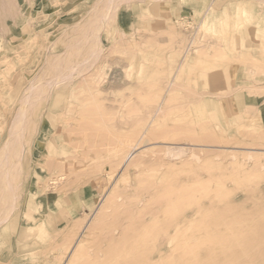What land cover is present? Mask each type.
Here are the masks:
<instances>
[{
	"label": "rangeland",
	"instance_id": "obj_1",
	"mask_svg": "<svg viewBox=\"0 0 264 264\" xmlns=\"http://www.w3.org/2000/svg\"><path fill=\"white\" fill-rule=\"evenodd\" d=\"M233 1L0 0V264H264V5Z\"/></svg>",
	"mask_w": 264,
	"mask_h": 264
},
{
	"label": "bare ground",
	"instance_id": "obj_2",
	"mask_svg": "<svg viewBox=\"0 0 264 264\" xmlns=\"http://www.w3.org/2000/svg\"><path fill=\"white\" fill-rule=\"evenodd\" d=\"M183 1V0H182ZM253 0H242V4H241V6H240V9H239V11H237V9L235 8L236 6H235V2H236V0H234L233 2H234V6H233V8H232V10H227V9H224V14L226 15V17L229 19V20H231V19H234V18H237V16L238 15H240L241 17H246L247 19L249 18V17H251V10H252V5H251V2H252ZM259 1V0H258ZM8 3V2H7ZM262 3H263V1H262ZM3 4V3H2ZM159 5V4H158ZM264 5V4H263ZM157 9V8H156ZM151 10V9H150ZM155 10V9H154ZM153 10V11H154ZM154 13V12H153ZM223 14V16H225ZM158 21V20H157ZM157 21H155L154 20V22H157ZM227 21V20H226ZM240 21V23H242V22H244V20L242 21V20H239ZM238 21V22H239ZM242 21V22H241ZM246 21V20H245ZM250 21H252L251 19H250ZM222 22V21H221ZM158 23V22H157ZM156 23V24H157ZM184 23V22H183ZM225 23V22H224ZM228 22H226L225 23V25L227 24ZM257 23H259V22H257ZM222 24H223V22L221 23V29H222ZM25 25V24H24ZM154 25V24H153ZM190 25V24H189ZM228 25V24H227ZM3 27V26H2ZM25 28L27 27V26H24ZM223 27H225V26H223ZM238 27V26H237ZM230 28V27H229ZM24 29V28H23ZM233 29V28H232ZM224 31V30H223ZM226 32V31H225ZM228 32V31H227ZM230 33V32H229ZM237 35V34H236ZM230 36V35H229ZM237 37V36H236ZM193 38V37H192ZM33 39H35V38H33ZM194 39V38H193ZM237 39V38H236ZM239 39V38H238ZM237 39V40H238ZM242 41H243V37H241L240 38V45L239 46H242ZM229 43L232 47H234V45H235V41H234V39H231V38H225V43ZM237 44H239V43H237ZM189 46V45H188ZM236 47V46H235ZM189 48V47H188ZM187 49V48H186ZM141 51H143V50H141ZM196 53V52H195ZM184 56V55H183ZM197 57V56H196ZM5 58H6V56H5ZM9 58V57H8ZM183 58V57H182ZM10 59V58H9ZM174 59V58H173ZM185 59H186V57H185ZM195 59H197L196 60V63L195 64H198V65H201V66H204V65H206L207 63H206V61H207V59H205V58H202L201 56H199L198 58H195ZM3 60H5L4 58H3ZM2 60V61H3ZM9 61V60H8ZM7 61V62H8ZM186 61V60H185ZM172 63V65L170 66V67H173L174 66V64L173 63H177V62H175V60H174V62L173 61H171ZM195 62V61H194ZM190 63V62H189ZM203 63H206V64H203ZM4 64V63H3ZM7 64V63H6ZM10 64H12V63H10ZM170 64V63H169ZM183 64H185L184 62L182 63V65L179 67L180 69V71L181 72H184V71H182L184 68V65ZM13 65V64H12ZM190 65V64H189ZM7 66V65H6ZM191 66V65H190ZM174 67H177V66H174ZM174 67H173V69L172 70H176V69H174ZM191 68V67H190ZM178 71V70H177ZM173 72V71H172ZM175 74H176V72H175ZM179 74H181V73H179ZM1 75V74H0ZM4 75V74H3ZM212 75H214V74H212ZM5 76V75H4ZM13 76V75H12ZM2 78H4V77H2ZM207 80V79H206ZM56 81V80H55ZM61 82V81H60ZM60 82H59V85H60ZM55 84H56V82H55ZM54 84V85H55ZM57 86H58V84H56ZM71 97V96H70ZM73 97V96H72ZM69 102L71 101V103H72V101H73V99H67ZM75 100V99H74ZM65 101H66V97H65ZM74 103V102H73ZM164 103V102H163ZM198 104V103H197ZM69 105V104H68ZM191 108H189V113L190 114H194V116H195V120H197L198 121V119H197V113H198V111H200V110H203L204 108H205V106H204V103L202 102V104L201 105H198V107L196 106V105H192V106H190ZM161 109V108H160ZM181 109H183V108H181ZM70 110V109H69ZM187 110V109H186ZM186 110H183V111H185L186 112ZM66 111L68 112V110L66 109ZM65 111V112H66ZM179 111V110H178ZM182 111V112H183ZM188 111V110H187ZM64 112V113H65ZM185 112H184V114H185ZM183 114V115H184ZM150 115V114H149ZM186 115H188V113L186 114ZM66 116V115H65ZM184 118V117H183ZM190 118H192V117H190ZM189 118V119H190ZM203 118V117H202ZM152 119V118H151ZM154 119H156V121L158 120L157 119V117L156 118H154ZM153 119V120H154ZM245 119H246V117H245ZM193 120V119H192ZM191 120V121H192ZM247 120H248V118H247ZM193 122V121H192ZM146 123V122H145ZM197 123V122H196ZM142 124V123H141ZM198 124V123H197ZM194 125H195V122H194ZM146 126V125H145ZM216 125H214V127H215ZM60 131V130H59ZM217 131H218V129H217ZM138 143H139V141H138ZM137 144V143H136ZM125 153V152H124ZM120 153H118V154H116V155H119ZM119 156H121V155H119ZM130 154H127L124 158H123V162L122 163H124L125 161H129L130 159ZM45 163V162H44ZM43 163V164H44ZM47 163H48V161H47ZM139 163V162H138ZM137 162H132V164H131V166L132 167H134V166H137V164H138ZM42 164V165H43ZM48 165V164H47ZM50 167H51V164H50ZM42 168V167H41ZM120 172V171H119ZM158 173V172H157ZM167 173H168V171H167ZM164 174V173H163ZM126 172L123 170V172L120 174V177H119V179L121 180V179H126ZM155 176V175H154ZM13 177V176H12ZM167 177V176H166ZM220 177V176H219ZM223 177V176H222ZM245 177V176H244ZM159 178H160V176L158 177V180H159ZM57 179V178H56ZM119 180V181H120ZM161 180V179H160ZM50 181V180H49ZM56 181V180H55ZM45 183V182H44ZM55 183V182H54ZM220 183H221V181H220ZM47 184V183H46ZM151 184V183H150ZM173 184V183H172ZM175 184H177V182L175 183ZM174 184V185H175ZM201 184H202V182H201ZM204 185V184H203ZM191 186V185H190ZM205 186V185H204ZM203 187V186H202ZM249 188V187H248ZM251 188V187H250ZM167 189V188H166ZM190 189V188H189ZM39 190V189H38ZM179 189H177V191H178ZM192 190V189H191ZM190 190V191H191ZM201 190V189H200ZM162 191H164V190H162ZM176 191V192H177ZM194 191V190H193ZM202 191V190H201ZM37 192V190L35 189V193ZM182 192H185V191H182ZM220 192H221V190H220ZM196 193V192H195ZM194 193V194H195ZM222 193V192H221ZM187 194H189V193H187ZM218 193H216V195H217ZM169 195V194H168ZM192 195V194H191ZM216 195H215V197H216ZM219 195V194H218ZM217 195V196H218ZM200 197V192H199V195H198V198ZM187 198V197H186ZM197 198V199H198ZM154 199V198H153ZM157 200V199H156ZM180 200V199H179ZM187 200V199H186ZM196 200V199H195ZM217 200H218V198H217ZM154 201V200H153ZM152 201V202H153ZM188 201V200H187ZM158 203V202H157ZM177 203H178V201H177ZM218 203V202H217ZM216 203V204H217ZM211 204V203H210ZM122 205V204H121ZM179 205V204H178ZM198 205V204H197ZM159 206H160V204H159ZM181 206V205H180ZM202 206H203V204H202ZM165 207V206H164ZM172 207V206H171ZM175 207V206H174ZM176 208V207H175ZM182 208V207H181ZM27 209H28V211L29 212H35L36 211V209L34 208V207H30V206H28L27 207ZM164 209V208H163ZM172 209H174V208H172ZM179 209V208H178ZM216 209V208H215ZM158 210V209H157ZM27 211V210H26ZM140 211V210H139ZM164 212L166 211V210H163ZM175 211V210H174ZM199 211V210H198ZM202 211V210H201ZM167 212V211H166ZM173 212V211H172ZM168 213V212H167ZM28 214H31V213H28ZM134 215V214H133ZM195 215H198V212H197V214H195ZM195 215H193V217L195 216ZM145 216V215H144ZM180 216V215H179ZM32 217H33V215H32ZM177 217V216H176ZM259 217V216H258ZM262 217H263V215H262ZM129 218V217H128ZM128 218H126V219H128ZM185 218V217H184ZM193 219V218H192ZM185 220V219H184ZM197 220L198 219H196L195 221H196V223H197ZM43 221V220H42ZM193 220H191V221H189V222H192ZM200 221V220H199ZM225 221V220H224ZM224 221H223V223H224ZM178 224H179V222H177ZM176 223V224H177ZM155 224V223H154ZM202 224V223H201ZM221 224V223H220ZM225 224V223H224ZM156 225V224H155ZM197 225V224H196ZM230 225V224H229ZM228 225V226H229ZM125 226H127L126 224H125ZM153 226V225H152ZM221 226V225H220ZM142 227V226H141ZM154 227V226H153ZM153 227H152V229H153ZM161 227V226H160ZM180 227V226H179ZM178 227V228H179ZM196 227V226H195ZM245 227H248L247 225L245 226ZM134 228V227H133ZM187 228L188 227H186V229H185V232L187 233ZM221 228V227H220ZM120 229V228H119ZM150 229H151V227H150ZM175 229V228H174ZM173 229V230H174ZM196 229H197V227H196ZM200 229V228H199ZM254 229H256V228H254ZM135 230V229H134ZM143 230H145V228H143ZM187 230V231H186ZM146 231V230H145ZM26 232V231H25ZM24 232V233H25ZM133 232V231H132ZM139 232V231H138ZM168 232V231H167ZM184 232V231H183ZM183 232H182V234H183ZM190 232V231H189ZM23 233V234H24ZM33 233V232H32ZM32 233H30V234H32ZM125 233V232H124ZM130 233V232H129ZM143 233V232H142ZM264 233V232H263ZM140 234V233H139ZM152 234V233H151ZM167 234V233H166ZM173 234V233H172ZM175 234L176 235H174V236H172L171 238L173 239V238H175L177 235H178V231H177V229H175ZM190 234V233H189ZM36 235H37V233H36ZM106 235V234H105ZM131 235V234H130ZM144 235V234H143ZM149 235V234H148ZM165 235V234H164ZM191 235V234H190ZM20 236V235H19ZM29 236H31V235H29ZM154 236H156V235H154ZM222 236V235H221ZM257 236V235H256ZM21 237H22V235H21ZM38 237H40V236H38ZM157 237V236H156ZM182 237V236H181ZM132 239L134 238V237H131ZM153 238V237H152ZM158 238V237H157ZM187 238V237H186ZM26 239V238H25ZM40 239V238H39ZM103 239V238H102ZM143 239V238H142ZM141 239V240H142ZM148 238H146V240H147ZM150 239V238H149ZM165 239V238H164ZM172 239H169V242L170 241H172ZM214 239V238H213ZM219 239H221V237L219 238ZM218 239V240H219ZM251 239H253V238H251ZM137 240V239H136ZM136 240H133V241H136ZM250 240V239H249ZM257 240V239H256ZM163 241V240H162ZM180 241V240H179ZM209 240H207V242H208ZM211 241V240H210ZM84 242V241H83ZM108 242H109V240H108ZM111 242V241H110ZM117 242V241H116ZM143 242V241H142ZM174 242V241H173ZM193 242H194V240H193ZM123 243H124V241H123ZM133 243V242H132ZM150 243V242H149ZM149 243H146V244H149ZM158 243H160V241H158ZM184 243V242H183ZM211 243V242H210ZM209 243V244H210ZM113 244V243H112ZM125 244V243H124ZM163 244V243H162ZM171 244H172V242H171ZM196 244V243H195ZM208 244V245H209ZM83 244L80 242V243H78V242H76L75 244H74V246L70 249V251H69V253H68V255L70 256L69 257V260L66 262V264H73V263H77V262H79L80 260V258H82L84 255L83 254H81V251H82V249H83V246H82ZM107 245V244H106ZM123 245V244H122ZM138 245V244H137ZM137 245H135V246H137ZM175 245V244H174ZM201 245H202V243H201ZM223 245V244H222ZM240 245V244H239ZM148 246V245H147ZM151 246V245H150ZM181 246H183V245H181ZM191 246V245H190ZM199 246H200V244H199ZM224 246V245H223ZM251 246H252V243H251ZM250 246V247H251ZM69 247V246H68ZM103 247H105V246H103ZM144 247H146V246H144ZM215 247V246H214ZM249 247V248H250ZM257 247H258V245H257ZM118 248H119V251H120V247H119V244H118ZM179 248V247H178ZM177 248V249H178ZM181 248V247H180ZM206 248V247H205ZM213 248V247H212ZM212 248H211V250H212ZM264 248V247H263ZM65 249V248H64ZM125 249V248H124ZM124 249H122V250H124ZM135 249V248H134ZM133 249V250H134ZM141 249V248H140ZM151 249H152V247H151ZM215 249V248H214ZM39 250V249H38ZM81 250V251H80ZM96 250H98L97 248H96ZM115 250H117V248L115 249ZM180 250V249H179ZM190 250V249H189ZM220 250V249H219ZM233 250V249H232ZM250 250V249H249ZM257 250H258V248H257ZM262 250H264V249H262ZM28 251V250H27ZM27 251H25V252H27ZM94 251V250H93ZM119 251H117V254H118V252ZM131 251V250H130ZM135 251V250H134ZM138 251V250H137ZM137 251H136V253H137ZM141 251V250H140ZM143 251H144V249H143ZM176 251V250H175ZM221 251V250H220ZM219 251V252H220ZM84 252V251H83ZM88 252V251H87ZM87 252L85 251L84 252V254L86 255L85 257H87L89 254H87ZM95 252V251H94ZM114 252V251H113ZM161 252H162V250H161ZM174 252V251H173ZM218 252V253H219ZM91 253V252H90ZM96 253H97V251H96ZM115 253V252H114ZM121 253V252H120ZM125 253H127V252H125ZM160 253V252H159ZM189 253V252H188ZM203 253V252H202ZM201 253V254H202ZM222 253V252H221ZM244 253V252H243ZM250 252H248V254H249ZM206 254V253H205ZM217 254V253H216ZM223 254H224V252H223ZM256 254V253H255ZM262 254V253H261ZM83 255V256H82ZM90 255H94V254H90ZM96 255V254H95ZM94 255V256H95ZM99 255V254H98ZM110 255H112V254H110ZM115 255V254H114ZM128 255H130L129 253H128ZM159 255V254H158ZM161 255H162V253H161ZM166 255H167V253H166ZM181 255H183V254H181ZM180 255V256H181ZM189 255V254H188ZM82 256V257H81ZM92 256L90 257V260H91V258H92ZM101 256V255H100ZM116 256V255H115ZM121 256H122V254H121ZM133 256H135V254L133 253ZM253 256H254V254H253ZM85 257L83 258V260L85 259ZM105 257H106V255H105ZM111 257L112 256H110L109 257V259H111ZM114 257V256H113ZM112 257V258H113ZM130 258H131V256H129ZM147 257V256H146ZM173 257V256H172ZM88 258V257H87ZM101 258H102V256H101ZM101 258H99L98 260H100ZM104 258V257H103ZM119 258H121V257H119ZM137 258V257H136ZM138 258H140V257H138ZM156 258V257H155ZM164 258V257H163ZM168 258V257H167ZM170 258V257H169ZM203 258H205V257H203ZM216 258V257H215ZM122 260L124 259V258H121ZM128 259V258H127ZM153 259V258H152ZM160 259V258H159ZM158 259V260H159ZM165 259H166V257H165ZM179 259V258H178ZM86 260V259H85ZM88 260L89 259H87L86 261H87V263H91V261H89L88 262ZM93 260V259H92ZM98 260H97V262H98ZM126 260V259H125ZM142 260V259H141ZM163 260V259H162ZM180 260V259H179ZM205 260V259H204ZM85 261V262H86ZM101 261V260H100ZM103 261V260H102ZM101 261V262H102ZM109 262H110V260H108ZM150 261V260H149ZM148 261V262H149ZM173 261V260H172ZM176 261V260H175ZM81 262V261H80ZM83 263V264H87V263ZM100 262V263H101ZM104 262H106L105 260H104ZM103 262V263H104ZM142 262V261H141ZM147 262V263H148ZM160 262V261H159ZM158 262V263H159ZM206 262V261H205ZM216 262V261H215ZM102 263V264H103ZM121 263V262H120ZM132 263V262H131ZM136 263V262H135ZM146 263V262H145ZM146 263V264H147ZM163 263V262H162ZM172 263V262H171ZM78 264V263H77ZM81 264V263H80ZM97 264H99V262L97 263ZM107 264V263H106ZM126 264H127V262H126ZM137 264V263H136ZM150 264V263H149ZM157 264V263H156ZM177 264V263H176ZM178 264H182L181 263V260L178 262ZM192 264V263H191ZM230 264H232V262L230 263Z\"/></svg>",
	"mask_w": 264,
	"mask_h": 264
},
{
	"label": "crops",
	"instance_id": "obj_3",
	"mask_svg": "<svg viewBox=\"0 0 264 264\" xmlns=\"http://www.w3.org/2000/svg\"><path fill=\"white\" fill-rule=\"evenodd\" d=\"M262 1H263V3H262ZM259 3L262 5V4H264V0H259ZM245 87V86H244ZM259 87H261V86H259ZM264 92V91H263ZM227 99H237V98H235V95H233V97H227ZM244 99H247V98H245L244 97ZM260 99H264V95H262L261 97H260Z\"/></svg>",
	"mask_w": 264,
	"mask_h": 264
}]
</instances>
